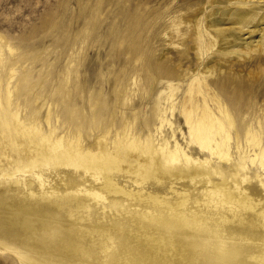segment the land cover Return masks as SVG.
Segmentation results:
<instances>
[{"label":"rangeland","instance_id":"rangeland-1","mask_svg":"<svg viewBox=\"0 0 264 264\" xmlns=\"http://www.w3.org/2000/svg\"><path fill=\"white\" fill-rule=\"evenodd\" d=\"M132 1L141 3L140 13L146 19L133 47L127 39L132 33L122 10L129 6L128 0H0V209L12 204L18 194L13 180L34 181L36 190L45 182L61 191L68 183L82 187L96 183L82 162L52 157L54 136L63 137L64 144L81 140L87 149H97L99 140L103 150L115 142L113 148L124 164L111 166L109 177L131 191H137L138 183L144 181L140 171L130 169L142 158L129 150L131 141L148 155L166 140L170 147L177 145L193 158L212 160L210 165L217 172L212 171L214 184L223 180L238 184L246 179L247 203L252 205V211L237 218L227 212L228 223L222 225L218 217L222 207L216 209L214 203L206 201L203 193L207 185L196 178L190 166L184 165L183 176L162 171L151 175L143 183L147 194H169L171 199L188 194L191 203L198 202L200 218L211 224L212 230L199 232L200 242L196 243V238L173 242L184 249L185 264H196L200 254L206 255L205 264H258L249 251L235 256L223 250L244 241L264 246V233L256 237L247 224L256 220L264 225V170L250 161L251 155L264 151V143L254 146L243 139L237 143L234 138L229 164L210 154L202 155L191 141L184 115L186 89L192 80L181 77L174 81L179 91L170 102H165L164 93L171 83L166 75L169 68L196 74L210 67L212 82L223 81V76L230 74L225 89L213 93L244 126L255 115H264V49L253 50L252 60L242 63L222 59L214 50L202 61L197 56L191 21L196 13L202 17L199 12L206 8L204 0ZM173 16L183 20L180 37L170 27ZM159 21L168 26L161 34L156 25ZM205 45L209 47V41ZM8 88L14 91L12 107ZM16 106L22 121L40 125L41 133L34 137L33 145L14 128L12 112ZM162 107L168 108L166 119L173 125L164 124L158 130L156 111ZM44 137L47 141L43 144ZM3 175L13 176L7 179ZM135 201L115 196L111 205L124 210L137 203L143 207L158 204L147 198ZM21 221L22 213L13 209L9 216H0V229L5 228V222L18 225ZM175 226L182 230L185 225L177 222ZM157 235L167 242L165 233ZM102 246L97 242L92 251L99 255ZM0 264L21 263L14 254L0 252Z\"/></svg>","mask_w":264,"mask_h":264},{"label":"bare ground","instance_id":"bare-ground-1","mask_svg":"<svg viewBox=\"0 0 264 264\" xmlns=\"http://www.w3.org/2000/svg\"><path fill=\"white\" fill-rule=\"evenodd\" d=\"M128 2L129 6L121 8L125 13V23L132 33L127 39L133 47L136 34L146 26V19L140 13L141 3ZM204 5L206 8L199 12L202 17L196 13L191 21L200 60L206 61L210 51L214 50L222 59L242 63L252 60L253 50L264 49V0H204ZM156 25L159 26L158 34L168 28L167 24L160 21ZM182 25L181 18H170V27L178 37L181 36ZM119 37L124 36L120 34ZM206 41H209V47L205 45ZM204 68V73L199 71L196 74L177 68L167 69L166 75L171 83L164 93L165 102L173 100L175 92L179 91V84H173L174 81L181 77L187 82L192 80L186 89L184 106L191 141L202 155L210 154L229 164L233 158L234 138L237 143L243 139L254 146L264 143V115H255L246 125H239L231 110L213 93L215 89L222 92L225 82L231 80L232 75L223 76L226 77L223 81L212 82L211 68ZM13 92L7 89L10 107L13 106ZM171 110L174 114L176 104L172 105ZM167 111V107L156 111L160 125L158 130L164 124L173 125L166 119ZM12 116L15 130L28 136L29 143L33 145L34 137L41 133L40 125L22 121L17 106ZM53 139L52 157L82 162L85 164L83 169L96 183L91 181L83 187L68 183L65 184V190L61 191L51 184L46 186L45 182H40L36 190L32 186L34 181H11L17 187L18 194L13 197L12 204L0 209V216H9L10 211L16 209L22 213V221L18 225L5 222V228L0 229V252L14 254L21 264H185L184 249L173 242L187 243L192 238L197 239L196 243L200 242L199 232L212 230L211 224L200 218L198 202L191 203L190 195H177L171 199L169 194H147L143 186L158 171L183 176L184 165L190 166L196 178L207 185L203 193L206 201L214 203L216 209L222 207L218 213L222 225L228 223L227 212L237 218L244 211H252V205L247 203L250 197L248 190L243 185L246 179L238 184L225 180L221 184H214L211 175L212 171L217 172L210 165L212 160L193 158L177 145L170 147L166 140L148 155L134 140L131 141L129 150L138 152L142 158L130 169L140 171L144 180L138 183L137 191H131L121 188L109 177L111 166L124 164L113 148L115 142L103 150L101 140L98 141L97 149H87L81 140L64 144L63 137L54 136ZM46 141L44 137L43 144ZM250 161L252 164L259 163L264 170V151L251 155ZM98 169L103 172L100 173ZM11 176L3 175L2 178L10 179ZM115 196H121L126 202L147 198L158 204L143 207L137 203L120 210L111 205ZM180 200L182 203H179ZM177 222L185 225L182 230L176 228ZM247 224L256 237L264 233V225L260 222L247 221ZM159 233H165L167 242L161 241L157 235ZM97 242L103 245L99 255L92 251ZM237 243L223 250V253L237 256L243 250L249 251L253 261L264 264V246L261 243ZM206 261L205 254L195 258L196 264H205Z\"/></svg>","mask_w":264,"mask_h":264}]
</instances>
